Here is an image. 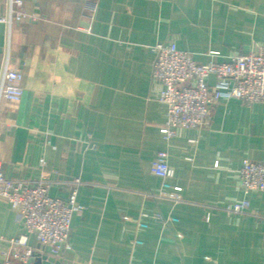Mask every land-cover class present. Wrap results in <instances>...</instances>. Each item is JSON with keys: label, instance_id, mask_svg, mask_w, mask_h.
Wrapping results in <instances>:
<instances>
[{"label": "crops", "instance_id": "1", "mask_svg": "<svg viewBox=\"0 0 264 264\" xmlns=\"http://www.w3.org/2000/svg\"><path fill=\"white\" fill-rule=\"evenodd\" d=\"M7 2L0 0V17ZM25 10L10 35L0 22V77L6 59L24 72L21 99L0 98L3 171L45 179L63 201L79 178L77 202L85 208L73 215L70 249L52 255L31 235L35 257L264 264V221L226 210L248 198L251 212L264 214V192L246 195L238 180L244 160H264V101L221 98L208 124L176 128L167 140L162 85L151 75L159 42L174 41L201 63L258 49L264 0H26ZM160 150L169 153V181L182 187L181 202L158 196ZM26 233L19 212L0 197V261L11 239Z\"/></svg>", "mask_w": 264, "mask_h": 264}, {"label": "built area", "instance_id": "2", "mask_svg": "<svg viewBox=\"0 0 264 264\" xmlns=\"http://www.w3.org/2000/svg\"><path fill=\"white\" fill-rule=\"evenodd\" d=\"M26 0H8L7 11L0 17L9 27L28 16ZM156 55L152 64V80L162 88L159 100L166 105L167 120L161 128L165 139L175 135L176 128H199L209 123L212 105L221 98H239L246 104L264 101V45L248 53L233 55L229 61L210 60L198 62L176 42H159L155 45ZM215 76L216 83L210 85L208 78ZM24 72L9 64L6 59L0 77V98L18 101L23 96ZM45 165V159L41 160ZM153 172L163 179L164 190L158 196L168 197L176 203L182 201V187L170 183L174 169L169 163L167 150H160L153 162ZM239 185L243 192H264V160H244L238 170ZM67 201L49 194L50 182L45 179L25 180L9 178L3 171L0 159V197L5 198L23 219L26 234L11 239L5 260L0 264H34L31 258L35 250L28 246L32 235L43 247H49L52 255L70 249L71 222L75 213L85 208L78 204L79 178L75 179ZM171 190V191H170ZM226 210L235 214H254L264 221V214L251 212L250 201L244 198L228 206ZM142 216H147L142 213ZM174 219V218H172ZM140 227L147 224L138 220ZM137 243L141 241L137 240ZM22 248H19V247Z\"/></svg>", "mask_w": 264, "mask_h": 264}, {"label": "water", "instance_id": "3", "mask_svg": "<svg viewBox=\"0 0 264 264\" xmlns=\"http://www.w3.org/2000/svg\"><path fill=\"white\" fill-rule=\"evenodd\" d=\"M34 264H53L52 258H49L48 255H44L42 257H34L30 259V262Z\"/></svg>", "mask_w": 264, "mask_h": 264}]
</instances>
